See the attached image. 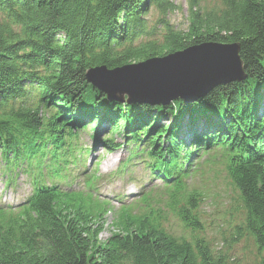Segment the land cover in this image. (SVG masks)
<instances>
[{"label":"trees","instance_id":"1","mask_svg":"<svg viewBox=\"0 0 264 264\" xmlns=\"http://www.w3.org/2000/svg\"><path fill=\"white\" fill-rule=\"evenodd\" d=\"M188 1L189 26L178 30L166 20L170 0H0V170L5 187L20 175L32 187L22 205L0 206V264H229L204 238L170 235L153 211L122 207L99 240L111 202L94 192L98 162L73 188L90 153L80 133L90 128L97 139L102 125L124 140L99 139L105 151L129 150L114 176L145 160L175 196L186 191L195 159L219 154L245 211L237 235L246 231L264 252V0H216L211 11ZM152 8L160 15L150 26ZM203 43L240 44L247 81L192 104L134 106L109 102L86 78L91 68ZM197 200L188 194L177 210L191 234Z\"/></svg>","mask_w":264,"mask_h":264},{"label":"rangeland","instance_id":"2","mask_svg":"<svg viewBox=\"0 0 264 264\" xmlns=\"http://www.w3.org/2000/svg\"><path fill=\"white\" fill-rule=\"evenodd\" d=\"M174 5V11L169 14L167 21H170L171 26L178 30H187L189 22L187 15L189 14L188 0H170ZM200 6L205 11H211L213 8H219L220 2L216 0H199ZM149 16L152 26L159 19V13L155 9H150ZM159 30V29H157ZM205 44V43H203ZM220 45H228L221 44ZM234 43H229V45ZM240 45V44H239ZM240 51V50H239ZM240 53V52H239ZM240 56V54H239ZM241 59V58H240ZM242 61V60H241ZM240 70L244 72L242 80L229 83H244L248 79L244 65ZM228 84V83H226ZM92 85V84H90ZM225 85V84H221ZM93 86V85H92ZM220 86V85H218ZM209 90L202 96L192 99L193 102L185 101L182 98H176L185 104H192L203 100L215 88ZM94 87V86H93ZM99 91L96 87H94ZM107 97V95H106ZM127 98V96H126ZM168 103L152 101L144 99L142 102L128 103L130 105H168ZM118 103L119 101H114ZM264 99H262V107ZM259 112V110H258ZM257 112V113H258ZM213 121H211L212 123ZM165 124V123H163ZM125 128V125H123ZM102 125L93 138L92 129L87 128L80 133V138L83 144L89 148L90 154L86 156V166L78 169L77 181L74 185L75 189L83 188V179L85 174L83 171L90 172L93 169L94 162H98L96 188L94 192L99 200H107L111 202V207L106 209L103 218L104 231L101 233L99 240L104 242L114 230L113 222L118 216L117 212L120 207H126L132 214L142 215L149 214L152 211L155 218L161 223L162 227L172 236L180 238L181 236L204 238L211 243V248L215 251H222L227 254L229 264H261L264 259V252L258 251L257 246L251 236L246 231L243 235H237V225L243 224L245 221V211L240 200V194L237 188L233 185L231 178L226 170L225 162L215 152L207 153L194 160L195 167L190 166V176L187 179L186 191L179 196L173 195L171 192H166L164 185L158 179L150 176L148 169H144L142 163H136L133 166L131 176L124 172L123 177H110L114 173L121 160L128 156V148H122L117 151H105L100 144V140L113 136L117 142L123 143L121 136L118 134L112 135L111 129H107ZM131 128L127 127L126 130ZM186 125L182 128L186 131ZM123 132V129H122ZM131 149V148H130ZM82 174V175H81ZM8 177L1 174L0 170V206L16 208L22 205L26 197L31 193V185L24 175L16 178L15 184L12 187H5L3 181H7ZM17 182V183H16ZM156 185V186H153ZM146 186V192H149L151 199L148 203L142 200L143 193H140L141 188ZM188 194L196 196L198 207L197 213L198 224L192 227L195 230L191 234V230L186 231V224L178 216V208L185 204V197ZM122 196V197H120ZM173 203H177L173 207ZM236 235V236H234Z\"/></svg>","mask_w":264,"mask_h":264},{"label":"water","instance_id":"3","mask_svg":"<svg viewBox=\"0 0 264 264\" xmlns=\"http://www.w3.org/2000/svg\"><path fill=\"white\" fill-rule=\"evenodd\" d=\"M239 50L238 43H205L118 68H91L86 78L109 102L125 96L127 103H168L176 98L193 102L218 85L245 77Z\"/></svg>","mask_w":264,"mask_h":264},{"label":"bare ground","instance_id":"4","mask_svg":"<svg viewBox=\"0 0 264 264\" xmlns=\"http://www.w3.org/2000/svg\"><path fill=\"white\" fill-rule=\"evenodd\" d=\"M242 63H243V62H242ZM141 102H142V104L144 103L143 101H141ZM118 103H120V104H122V105H125V103H127V101H126V96H125V98H124L123 100L119 101ZM162 122L166 124L165 121H162Z\"/></svg>","mask_w":264,"mask_h":264}]
</instances>
